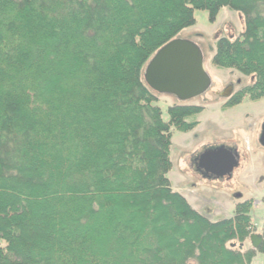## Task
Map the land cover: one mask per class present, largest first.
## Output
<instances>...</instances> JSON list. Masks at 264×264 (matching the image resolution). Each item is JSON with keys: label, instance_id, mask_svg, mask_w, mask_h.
Listing matches in <instances>:
<instances>
[{"label": "trees", "instance_id": "16d2710c", "mask_svg": "<svg viewBox=\"0 0 264 264\" xmlns=\"http://www.w3.org/2000/svg\"><path fill=\"white\" fill-rule=\"evenodd\" d=\"M222 7L241 12L211 61L264 98V0H0V264H250L253 201L212 220L171 186V129L142 72L158 48Z\"/></svg>", "mask_w": 264, "mask_h": 264}, {"label": "rangeland", "instance_id": "374dc122", "mask_svg": "<svg viewBox=\"0 0 264 264\" xmlns=\"http://www.w3.org/2000/svg\"><path fill=\"white\" fill-rule=\"evenodd\" d=\"M195 23L181 30L177 37L196 43L203 52V64L211 77L212 85L203 94L183 104L199 105L203 110L188 120L198 124L186 132L171 129L170 159L172 167L168 178L174 190L184 194L189 203L212 220L230 217L235 203L244 199L253 201L250 215L255 225L253 233L262 232L264 221V151H259L256 139L264 126V98L250 100L247 97L232 107L221 108L229 92L249 85L254 75H243L235 69L215 66L212 55L215 41L221 37L235 39L244 28L241 12L222 7L214 21L206 10H194ZM156 102L162 109L164 120L168 119L169 105L181 103L172 95L157 94ZM224 144L237 151V165L228 175L203 178L195 170V157L204 147ZM233 247L241 250L252 248L249 237L243 242L234 241ZM250 264H264V253H257Z\"/></svg>", "mask_w": 264, "mask_h": 264}, {"label": "water", "instance_id": "95a60500", "mask_svg": "<svg viewBox=\"0 0 264 264\" xmlns=\"http://www.w3.org/2000/svg\"><path fill=\"white\" fill-rule=\"evenodd\" d=\"M142 77L157 94H168L181 102L205 93L211 86V77L203 64L201 48L189 39L175 37L149 58ZM198 164L208 172L224 176L237 165L233 151H203ZM250 245L256 249L262 242V233H251Z\"/></svg>", "mask_w": 264, "mask_h": 264}, {"label": "flooded vegetation", "instance_id": "af4514ba", "mask_svg": "<svg viewBox=\"0 0 264 264\" xmlns=\"http://www.w3.org/2000/svg\"><path fill=\"white\" fill-rule=\"evenodd\" d=\"M211 85H212V82H211ZM211 87V86H210ZM209 87V88H210ZM243 87V86H242ZM241 87V88H242ZM208 88V89H209ZM241 88H239V89H241ZM239 89H236V90H233V88H231L230 86H228V89L227 90H229V92L227 93V98L228 97H230L234 92H236L237 90H239ZM226 98V99H227ZM243 101V100H242ZM241 101V102H242ZM225 102V101H224ZM224 102L223 103H221V108L222 109H224L223 108V104H224ZM240 102V103H241ZM232 107V106H231ZM228 108V107H227ZM256 143H257V147H259V151H264V126L260 129V132L257 134V139H256ZM201 151H237L236 149H234V148H232V147H228V146H226V145H224V144H218L217 146H215V147H213V148H211V147H203L202 148V150ZM234 154V153H233ZM200 155V154H199ZM199 155H196V157H195V166H196V168H195V170L201 175V177H203V178H210V177H221V178H224V176H226V175H228V174H226V175H224V176H218V174H216V173H213V172H208V171H206L204 168H201L200 166H199V164H198V158H199ZM235 155V158H236V154H234ZM237 161H238V159H237ZM234 169V168H233ZM233 171V170H232Z\"/></svg>", "mask_w": 264, "mask_h": 264}, {"label": "crops", "instance_id": "0c3cea01", "mask_svg": "<svg viewBox=\"0 0 264 264\" xmlns=\"http://www.w3.org/2000/svg\"><path fill=\"white\" fill-rule=\"evenodd\" d=\"M184 195V194H183ZM191 204V203H190ZM192 205V204H191ZM235 205V204H234ZM194 207V206H193ZM197 209V208H196ZM198 210V209H197ZM204 213V212H203ZM206 215V214H205ZM207 216L209 217V215L207 214ZM254 257H257V254L254 256Z\"/></svg>", "mask_w": 264, "mask_h": 264}]
</instances>
